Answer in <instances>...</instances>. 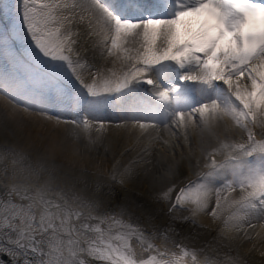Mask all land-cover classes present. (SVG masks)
I'll return each instance as SVG.
<instances>
[{
    "label": "snow or ice",
    "instance_id": "6c2138e0",
    "mask_svg": "<svg viewBox=\"0 0 264 264\" xmlns=\"http://www.w3.org/2000/svg\"><path fill=\"white\" fill-rule=\"evenodd\" d=\"M174 8L133 20L101 0H18L17 22L0 32V94L16 107L75 91L80 108L63 119L40 108L73 129L51 146L30 143L5 113L0 264H264L252 256L253 232L264 228V0H174ZM98 55L112 68L98 66ZM139 84L152 98L126 120L142 130L151 120V131L167 135L113 151L90 134L89 113ZM197 130L213 142L194 143ZM69 139L73 155L106 171L58 164Z\"/></svg>",
    "mask_w": 264,
    "mask_h": 264
},
{
    "label": "bare ground",
    "instance_id": "6f19581e",
    "mask_svg": "<svg viewBox=\"0 0 264 264\" xmlns=\"http://www.w3.org/2000/svg\"><path fill=\"white\" fill-rule=\"evenodd\" d=\"M199 19L203 22V21L209 20L210 18L205 13V14H202L199 17ZM97 60H98V66H103L105 68H112V64L110 62L105 64L103 59L99 57V55L97 56ZM112 99L118 102L126 100V99L117 100L116 98L112 97L110 98L111 102H112ZM58 103L59 101H56L53 104H58ZM8 106H9L8 104L4 103L3 101H0V107L2 109H6V112L9 116H11L12 113L14 112L16 118L19 117L20 119L19 118L18 119L21 121L23 120V122L26 123L27 125L28 124L32 125V128L28 129V131L25 133V137L30 143L40 144L41 142H43L45 146H51L57 143L59 140L64 139L68 130L73 131V129L70 128V126L68 125H65V124L58 125L57 122L48 120L45 117L39 116L37 114H34L35 116L33 114L28 115L25 111H21L17 108H9ZM123 119H126V118H123ZM106 122L107 123H105V125L103 126H100V127L94 126L90 134L93 137L97 135H101L104 138L105 144L108 145L113 151H117V152L123 151L126 148L138 147L137 137H140L142 142L146 143L149 138V134L153 137L156 136L157 133H160L161 135H167V130L162 129V128L156 129V131L154 132L151 131L150 123H144L146 125V128L142 130L140 127H137V126L136 127H131V126L124 127L119 124L117 125L116 123L112 124L108 121ZM207 135L209 136V138ZM205 137H207L209 142L210 140L211 142H213L207 131L200 132L199 130H197L193 134V142L194 143L199 142L203 146L207 147L208 144L205 142V139H204ZM67 145L68 147L66 151H64L63 153L56 154V162L58 164H63L66 167L72 166V165H75L77 167L87 166L91 170L96 171L94 170V167L96 166L94 164L95 163L94 160L96 159L93 160L87 154L81 155L79 152L73 155L71 149L72 147H75L76 145L73 144V141L71 139L67 141ZM157 146L159 147V143H157ZM25 148L26 150L31 151L30 148H27V145L25 146ZM162 150L163 149H161V151ZM170 150H171V147L169 148V151ZM176 152L177 153L180 152L179 146L176 147ZM86 157L92 161L90 163L91 165L87 163ZM124 159L126 160L128 159V157H125ZM75 161L83 162V164H77L75 163ZM99 163L101 165V162ZM102 164L103 166H106V169H107V164L106 163H102ZM210 218H211L210 216H203L201 217V222L204 224H210L211 223ZM257 233H259V235H257ZM253 237H254V243L256 244V249L252 253V256L255 260L259 261L261 259H264V257H261V252L264 251V228H261L259 225H257L255 232H253ZM251 247H252V243L245 242L243 250L246 252L247 249Z\"/></svg>",
    "mask_w": 264,
    "mask_h": 264
},
{
    "label": "rangeland",
    "instance_id": "374dc122",
    "mask_svg": "<svg viewBox=\"0 0 264 264\" xmlns=\"http://www.w3.org/2000/svg\"><path fill=\"white\" fill-rule=\"evenodd\" d=\"M1 101V100H0ZM5 103V102H4ZM7 104V103H6ZM9 108H13L12 106H8ZM0 146L2 147L3 146V144H4V133H3V124H4V118H5V113H6V109H2L1 107H0ZM8 110V109H7ZM28 115H31V113L29 112V111H27L26 112ZM24 117V116H23ZM19 118V117H18ZM18 118H16V120L18 119ZM30 118H32V117H30ZM20 119V118H19ZM17 120V121H19L20 122V124L22 125V131H23V134L25 135V133L28 131V129H30V128H32V125L31 124H26V123H24L23 122V120L21 121V120ZM32 123H34V122H32ZM126 127H128V125L126 126ZM170 148V147H169ZM171 151V150H170ZM103 152V149H101V153ZM169 155H171V152H169ZM87 158V157H86ZM94 160V159H93ZM92 161L89 159V158H87V163H91ZM94 164L96 165L95 167H94V170H96L98 167H100L99 169H100V171L101 172H104V171H106V167L105 166H103V164H102V162L100 161V160H98V159H96V160H94ZM99 162H101V165H100V163ZM75 163H77V164H83V162H76L75 161ZM84 163H85V161H84ZM91 165V164H90Z\"/></svg>",
    "mask_w": 264,
    "mask_h": 264
}]
</instances>
